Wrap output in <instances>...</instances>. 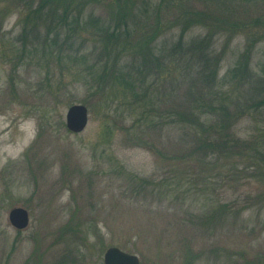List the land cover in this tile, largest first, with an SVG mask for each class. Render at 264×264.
Segmentation results:
<instances>
[{"label": "rangeland", "instance_id": "rangeland-1", "mask_svg": "<svg viewBox=\"0 0 264 264\" xmlns=\"http://www.w3.org/2000/svg\"><path fill=\"white\" fill-rule=\"evenodd\" d=\"M237 7L240 18L264 24V0ZM21 8L20 0H0V264H104L113 245L138 255L140 264L264 261V180L254 166L242 170L249 162L238 158L214 166L208 159L215 156L182 159L187 141L178 124L136 128L124 106L105 104L85 81H72L82 78L65 67V44L56 56L40 50L23 60ZM206 31L197 26L188 37ZM179 32L158 42L170 44ZM227 37H214L213 48L227 52L220 77L246 43L244 31L230 43ZM251 66L264 78V39ZM241 89L255 107L233 130L250 140L264 132V103L254 101L249 85ZM74 103L89 110L81 132L66 125ZM15 206L29 211L25 229L9 221Z\"/></svg>", "mask_w": 264, "mask_h": 264}, {"label": "trees", "instance_id": "trees-1", "mask_svg": "<svg viewBox=\"0 0 264 264\" xmlns=\"http://www.w3.org/2000/svg\"><path fill=\"white\" fill-rule=\"evenodd\" d=\"M253 1L257 0H20V56L25 60L40 50L56 56L65 44V67L82 78L72 81H85L105 104L124 106L136 128L145 124L149 129H169L178 124L181 138L188 142L182 159L215 156L208 159L209 164L215 160L213 166L219 159H243L249 165L242 170L254 166L264 180V132L246 140L233 130L255 107L241 87L249 85L254 101L257 97L264 103V78L251 66L257 43L264 39V24L260 18L245 21L236 10L238 4ZM99 8L105 14H97ZM197 26L206 33L189 38ZM175 28L180 32L170 44L158 42ZM241 31L245 47L220 77L227 52L213 48L214 37L228 33L230 43ZM167 82L170 86L164 90ZM175 87L182 88L181 94ZM232 164L238 169L236 162Z\"/></svg>", "mask_w": 264, "mask_h": 264}, {"label": "water", "instance_id": "water-1", "mask_svg": "<svg viewBox=\"0 0 264 264\" xmlns=\"http://www.w3.org/2000/svg\"><path fill=\"white\" fill-rule=\"evenodd\" d=\"M89 122V110L83 103H74L66 112V125L72 132L83 131ZM9 221L17 229H25L30 223L27 208L15 206L9 211ZM104 264H140L138 255L125 251L118 246H110L104 253Z\"/></svg>", "mask_w": 264, "mask_h": 264}]
</instances>
